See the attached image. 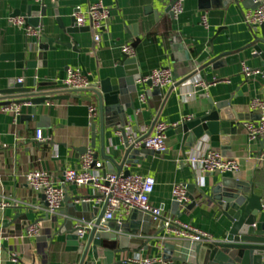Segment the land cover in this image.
Wrapping results in <instances>:
<instances>
[{
	"label": "crops",
	"instance_id": "obj_1",
	"mask_svg": "<svg viewBox=\"0 0 264 264\" xmlns=\"http://www.w3.org/2000/svg\"><path fill=\"white\" fill-rule=\"evenodd\" d=\"M172 1L46 0L48 16L44 18V25L37 35L28 37L26 23L21 26L10 21L13 12L23 8L21 2L0 0V90L8 87L9 79L23 78L25 87L35 88L38 92L71 94L60 89L69 68H81L96 83L109 76L115 61L124 54L123 47L130 45L135 50L134 57L143 78L162 67L171 68L176 83L195 74L176 86L159 109L151 95L152 87L138 82L139 91L133 94L132 100L135 110H128L130 125L127 130L130 134L139 137L150 131L155 134L158 122L174 125L202 116L209 109V99L231 96V107L241 116L236 133L228 137L223 133L206 136L196 147L184 151L178 135L168 133L170 129L165 153L141 155L135 163L125 165V169L153 176L156 181L151 203L162 210V217L155 220L150 213L134 211L137 219L144 222L142 237L145 240L152 239L161 229L162 221L168 218L191 222L209 233L211 239H216L223 234L220 224L224 223V216L208 204L188 208L190 200L183 208L172 192L175 185L183 184L190 195L198 198L197 188L209 191L216 184L221 173H201L187 160L191 153L211 149L236 159L243 179L252 180L256 189L264 193V166L257 161L264 137L251 139L243 125L260 118V111L252 108V102L256 98L264 100V58L261 56L264 35L260 26H250L245 20L246 13L257 6V0H232L223 7L216 6L211 0H178L180 10L173 9L175 16H170L166 10ZM96 3H101L108 11L102 29V46L98 49L93 31L81 29L65 33L53 13L58 9L68 28L73 26V14L78 6L86 9ZM204 15L207 25L202 21ZM49 38L55 41V49L47 52V59L39 60L37 46L47 43ZM70 43L76 50L67 46ZM256 48H259L257 54ZM21 53L26 62L41 61L42 65L22 69L17 67L15 59L1 58L6 54ZM232 54L238 58L215 67L217 60ZM197 79L204 80L207 85L194 87L193 80ZM173 86H164L165 94ZM142 93L146 94L145 101L140 99ZM76 94L91 100L49 101L35 116L27 104H19L21 112L18 116L0 107V264H66L77 260L78 245L68 239L65 226L70 217L62 213L67 208L62 207L59 214H50L44 194L34 191L26 182V174L35 169L48 170L59 180L64 170L82 167V156L88 150H93L97 160L104 163L101 173L110 172L102 155L99 115L90 113L91 105L98 108L97 98L91 91ZM134 126L138 129L136 134H133ZM38 129L43 131L46 141L36 139ZM93 134L95 147L91 144ZM112 137L114 143H111ZM125 150L121 134L108 132L105 154L119 162ZM188 186H192V190ZM66 191L69 197L95 196L90 185L77 187L70 184ZM87 201L92 207H99L94 199ZM263 222L264 213L257 225L260 232ZM33 224L40 226L36 236L28 233ZM161 236L148 247L141 245L136 253L162 259L164 264H182L172 259L178 255L194 260L195 247L190 249L187 240L175 239L167 228ZM165 243L175 248H167ZM13 253L19 256L18 262L12 260ZM136 253L129 251L127 255L131 257Z\"/></svg>",
	"mask_w": 264,
	"mask_h": 264
},
{
	"label": "water",
	"instance_id": "obj_2",
	"mask_svg": "<svg viewBox=\"0 0 264 264\" xmlns=\"http://www.w3.org/2000/svg\"><path fill=\"white\" fill-rule=\"evenodd\" d=\"M23 5V8H17L12 18L22 17L27 26L40 29L44 25V18L48 16V6L46 0H17ZM216 6L223 7L232 0H211ZM238 2V0H235ZM178 0H173L167 8L170 16H175L173 7ZM54 15L59 26L65 33H74L81 29L92 30L91 25L78 27L76 18L73 15V26L66 28L60 16L59 10H54ZM263 30L264 23L259 25ZM258 26V27H259ZM55 41L49 38L47 43L38 44L39 60L47 59V52L55 49ZM69 47L75 46L70 43ZM256 54L259 48H256ZM264 58V53H261ZM3 59H15L18 68H31L37 65L41 66L39 61H25L24 54H6L1 56ZM238 57L232 55L225 56L215 63V67L233 62ZM195 74L189 75L184 80L176 83L167 94L164 89L153 86L152 81L143 82L140 69L135 57L126 54L115 61V65L109 76L99 80L91 92L96 96L98 108L97 113L100 118V127L102 132V155L107 161L110 172H124L125 175L131 173L125 169V165L136 162L141 155L155 154V152L144 147L137 148L138 142L144 140L151 134L147 132L142 136H134L127 130L130 125V108L135 110V104L132 102L133 94L138 93V82L148 84L152 87L151 95L157 101L156 108H162L163 100H166L176 86L191 79ZM90 77V76H89ZM93 81L94 78L90 77ZM71 94L54 95L51 92H38L35 88L25 87L15 78L9 79L8 87L0 90V106L10 105L12 103L27 104L31 106V112L35 116L41 112L42 106L49 101L63 100L70 98L88 99L76 92ZM231 96H225L217 99H209L208 111L199 117L183 120L176 127L171 128L168 133L177 134L183 144V149L194 148L206 136L219 135L225 136L236 133L237 125L240 124L241 116L231 107ZM134 116V115H133ZM239 122V123H238ZM156 121L154 122V124ZM95 126L93 127L94 130ZM133 134L138 132L137 127H133ZM121 134L126 150L118 162L113 156L105 154V142L108 132ZM228 137V136H227ZM114 137L111 143H114ZM227 140V138H225ZM264 150V139H263ZM92 147H95V136H92ZM87 151V148H85ZM165 153V152H164ZM158 154V153H157ZM221 177L216 184L212 185L207 191L205 188H197L199 196L193 197L189 193L191 208L195 205L208 204L216 209L217 213L224 216V223L221 228L223 234L220 238L206 239L199 242L194 249L195 258L184 256H174L173 260H178L182 264H264V222L262 232L257 229L260 217L263 214V191L256 189L255 183L243 179L239 171H227L221 173ZM192 190V186H188ZM94 197L66 196L62 207L67 211L62 212L69 215L66 221V232L68 239L74 240L77 247V264H132L128 258L129 251L139 252L142 246H149L154 239H160L166 230L164 221L161 223V229L155 233L152 239L142 237V227L144 222L137 219V214L132 213L131 217L122 224L113 221L105 222L103 217L106 207H92L87 201ZM79 202V204H78ZM47 204V203H46ZM48 206V204H47ZM137 211V210H136ZM135 211V212H136ZM76 222L91 223L87 228L85 239H80L75 228ZM167 248H175L172 244H164Z\"/></svg>",
	"mask_w": 264,
	"mask_h": 264
},
{
	"label": "built area",
	"instance_id": "obj_3",
	"mask_svg": "<svg viewBox=\"0 0 264 264\" xmlns=\"http://www.w3.org/2000/svg\"><path fill=\"white\" fill-rule=\"evenodd\" d=\"M175 11L180 10V1L173 7ZM76 24L78 27L91 25L94 33L95 48H100L103 42L102 29L104 22L108 17V11L101 3L91 4L86 9L78 6L74 12ZM246 22L253 27H258L264 23V0H257V6L249 10L245 16ZM12 23L24 25L25 21L22 17L10 18ZM203 24L207 25V16H203ZM28 37L35 36L40 29L27 26ZM123 53L134 57L135 50L132 46L126 45L122 49ZM151 80L153 86L163 88L167 85H175L172 70L169 67H162L155 70L150 76L142 79L143 82ZM24 79H18L19 83H23ZM98 82L92 81L88 74L84 73L81 68H69L66 76L62 80V90L66 92H86L97 86ZM207 82L201 79L193 80V86L199 88L206 86ZM142 101L146 100V94H140ZM2 110L11 111L16 116L21 112L19 104H10L0 106ZM252 108L260 111V118L257 122L246 121L243 123L248 135L251 139H259L264 137V100L256 98L252 102ZM97 107L90 106V113L95 115ZM178 124L169 125L164 122L156 124L155 134H150L144 140L137 143V148H146L155 153L163 154L168 150L167 132L176 127ZM36 139L44 142L43 131H36ZM187 160L194 164L201 173H224L227 171H238L240 169L239 162L236 159L227 158L222 152L217 150H207L202 153H191ZM259 165L264 166V150L257 156ZM105 167L102 161H98L93 150H88L82 156V167L80 169H66L61 178L57 180L54 175L45 169H35L26 174V182L28 186L36 192L44 194L48 204L47 210L50 214L56 215L60 213L62 203L67 195V185H75L84 187L90 185L94 189V201L99 207H106L103 221H115L122 224L136 210L152 214L155 220L162 217V210L155 207L151 203V195L155 190L156 181L153 176L144 175L139 172H131L125 175L124 172H107L101 173V169ZM174 199L186 208L189 202V194L183 184H177L173 188ZM1 205L5 206V203ZM264 213V206H263ZM164 224L175 237V239H184L189 242L190 249H193L199 242L211 239L206 231L198 228L191 222H183L177 219L168 218L164 220ZM91 227V223L77 222L75 228L80 239H85L87 235L86 229ZM40 232V226L33 224L28 228L31 236H36ZM187 254V253H186ZM132 264H164L162 259L144 257L140 253L133 256H127ZM14 262L19 261L17 254H12ZM66 264H77L70 262Z\"/></svg>",
	"mask_w": 264,
	"mask_h": 264
}]
</instances>
